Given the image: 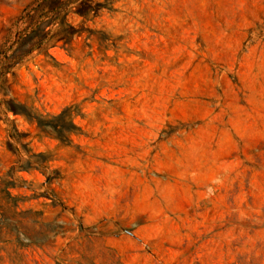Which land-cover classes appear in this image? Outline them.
<instances>
[{
    "label": "rangeland",
    "instance_id": "obj_1",
    "mask_svg": "<svg viewBox=\"0 0 264 264\" xmlns=\"http://www.w3.org/2000/svg\"><path fill=\"white\" fill-rule=\"evenodd\" d=\"M0 264H264V0H0Z\"/></svg>",
    "mask_w": 264,
    "mask_h": 264
}]
</instances>
